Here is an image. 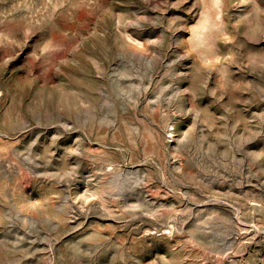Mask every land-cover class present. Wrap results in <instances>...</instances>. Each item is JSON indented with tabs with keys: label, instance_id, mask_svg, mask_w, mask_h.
<instances>
[{
	"label": "rangeland",
	"instance_id": "rangeland-1",
	"mask_svg": "<svg viewBox=\"0 0 264 264\" xmlns=\"http://www.w3.org/2000/svg\"><path fill=\"white\" fill-rule=\"evenodd\" d=\"M0 264H264V0H0Z\"/></svg>",
	"mask_w": 264,
	"mask_h": 264
}]
</instances>
